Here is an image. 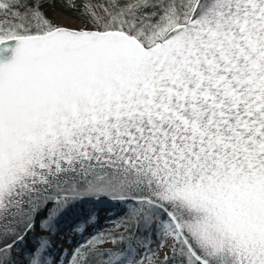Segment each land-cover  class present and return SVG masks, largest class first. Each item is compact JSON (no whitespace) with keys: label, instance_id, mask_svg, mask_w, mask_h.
<instances>
[{"label":"snow or ice","instance_id":"snow-or-ice-1","mask_svg":"<svg viewBox=\"0 0 264 264\" xmlns=\"http://www.w3.org/2000/svg\"><path fill=\"white\" fill-rule=\"evenodd\" d=\"M0 264H264V0H0Z\"/></svg>","mask_w":264,"mask_h":264},{"label":"rangeland","instance_id":"rangeland-1","mask_svg":"<svg viewBox=\"0 0 264 264\" xmlns=\"http://www.w3.org/2000/svg\"><path fill=\"white\" fill-rule=\"evenodd\" d=\"M49 16H51L54 21L60 22V23H71L73 21H75V25L79 26L82 24L81 21L72 18L60 11H56L55 10V14H53V12L51 11ZM102 226H104V222L101 221L99 224L96 225V228H101ZM95 229H93L94 231ZM39 232V230H37V233ZM85 239V236H76L74 240L69 241L68 243H71V246L74 247L75 244L83 242V240ZM68 243H65V241L61 238V237H56L55 238V242H54V247L52 248V254L54 256H59L61 255L62 252V245H66Z\"/></svg>","mask_w":264,"mask_h":264},{"label":"trees","instance_id":"trees-1","mask_svg":"<svg viewBox=\"0 0 264 264\" xmlns=\"http://www.w3.org/2000/svg\"><path fill=\"white\" fill-rule=\"evenodd\" d=\"M70 2H71V0H69V3H70ZM55 10H56V11H60V12L66 14V15L72 17V18H75V19H77V17H76V13L79 11V9L65 8V7H63V6L60 5V4H57V5H56V9H55ZM50 12H51V10L48 11V15L50 14ZM77 20H79V19H77ZM79 21H80V20H79ZM81 22H82V21H81ZM105 207H108V206L106 205ZM102 227H104V226H102ZM102 227H101V228H102ZM38 234H39V232H38Z\"/></svg>","mask_w":264,"mask_h":264},{"label":"bare ground","instance_id":"bare-ground-1","mask_svg":"<svg viewBox=\"0 0 264 264\" xmlns=\"http://www.w3.org/2000/svg\"><path fill=\"white\" fill-rule=\"evenodd\" d=\"M71 246V243H68L66 245H62V249L69 248Z\"/></svg>","mask_w":264,"mask_h":264}]
</instances>
